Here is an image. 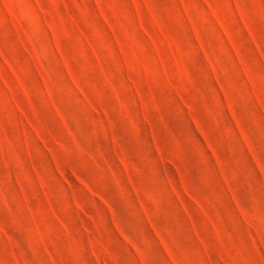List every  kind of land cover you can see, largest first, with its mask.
Instances as JSON below:
<instances>
[{
	"label": "rangeland",
	"instance_id": "obj_1",
	"mask_svg": "<svg viewBox=\"0 0 264 264\" xmlns=\"http://www.w3.org/2000/svg\"><path fill=\"white\" fill-rule=\"evenodd\" d=\"M0 264H264V0H0Z\"/></svg>",
	"mask_w": 264,
	"mask_h": 264
}]
</instances>
